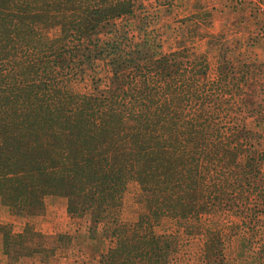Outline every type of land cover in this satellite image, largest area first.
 I'll use <instances>...</instances> for the list:
<instances>
[{"label": "trees", "instance_id": "16d2710c", "mask_svg": "<svg viewBox=\"0 0 264 264\" xmlns=\"http://www.w3.org/2000/svg\"><path fill=\"white\" fill-rule=\"evenodd\" d=\"M143 1L0 0V201L35 217L48 196L63 197L71 218L110 225L101 264H171V236L155 231L164 218L264 216L263 136L250 128L264 109V65L228 48L212 79L207 54H160L123 24ZM99 61L107 86L93 77L90 92H77ZM131 182L145 209L123 223ZM219 243L207 238L211 264L224 261Z\"/></svg>", "mask_w": 264, "mask_h": 264}, {"label": "rangeland", "instance_id": "374dc122", "mask_svg": "<svg viewBox=\"0 0 264 264\" xmlns=\"http://www.w3.org/2000/svg\"><path fill=\"white\" fill-rule=\"evenodd\" d=\"M222 1L224 7H229L233 13L248 15L251 26L247 30V46L251 45L250 39H261V47L258 45L256 50V47L250 46L247 50L258 52L264 49V0H257V3L240 9L234 6L232 0ZM167 3L168 0H155V4L154 0H144V11L137 12L135 21L123 23L132 28L130 35L148 36L157 44L156 51L164 55L184 48H191L198 54L208 53L212 79L216 77L220 54L228 48L229 57L242 53L231 30L220 36L212 35L208 32V20H153L151 10L154 6H167ZM136 20H148L147 26L139 25ZM63 21L62 16L56 19L57 24L47 31L50 37L60 34L58 24ZM121 25L118 23V27ZM136 26L141 29L137 30ZM111 37L107 35L104 39ZM261 61L255 62L264 65ZM109 76V68L99 61L93 72L75 83L74 89L80 93L90 92L93 77L99 79L100 86L105 88ZM250 128L263 136L261 150L264 152V109L262 116L250 119ZM262 172L264 174V164ZM141 200L139 185L131 182L122 198L121 222L134 223L138 220L145 209ZM244 222L234 213L216 211L202 216L200 220L164 218L155 226V231L171 236L170 241L175 248L171 264H211L205 258V244L210 234L220 237L219 244L224 253L222 264H264V216H260L257 224L246 225ZM28 225L30 230L26 231ZM111 231L110 225L92 229L89 216L71 218L67 212V199L63 197L48 196L44 213L35 217H28L24 210L11 212L0 201V264H101L112 246V239L108 238Z\"/></svg>", "mask_w": 264, "mask_h": 264}, {"label": "crops", "instance_id": "0c3cea01", "mask_svg": "<svg viewBox=\"0 0 264 264\" xmlns=\"http://www.w3.org/2000/svg\"><path fill=\"white\" fill-rule=\"evenodd\" d=\"M151 13L153 20H208L206 21L209 24L208 32L216 36L231 30L238 40L236 44L242 52L241 56L254 61H261L262 58L261 62L264 64L263 48L259 49L258 52L247 50V30L251 26L248 24V15L246 13H233L229 7L228 9L224 7L222 0H168L167 6L156 4ZM259 46L255 49L257 50ZM202 53L209 56L206 52Z\"/></svg>", "mask_w": 264, "mask_h": 264}, {"label": "built area", "instance_id": "2783aa9c", "mask_svg": "<svg viewBox=\"0 0 264 264\" xmlns=\"http://www.w3.org/2000/svg\"><path fill=\"white\" fill-rule=\"evenodd\" d=\"M232 2L236 8L240 9L253 3H257V0H232Z\"/></svg>", "mask_w": 264, "mask_h": 264}]
</instances>
